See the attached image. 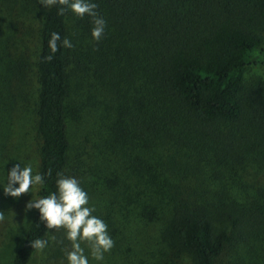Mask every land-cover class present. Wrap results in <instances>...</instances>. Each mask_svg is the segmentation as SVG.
<instances>
[{
    "label": "trees",
    "instance_id": "16d2710c",
    "mask_svg": "<svg viewBox=\"0 0 264 264\" xmlns=\"http://www.w3.org/2000/svg\"><path fill=\"white\" fill-rule=\"evenodd\" d=\"M91 2L106 20L101 40L92 38L95 77L107 96L94 139L83 125V90L69 100L73 69L82 71L86 53L75 59L61 45L44 60L53 32L71 40V10L61 16L53 5L43 15L35 60L38 199L56 192L59 172L98 197L92 215L107 226L123 230L127 220L118 221L114 207L128 211L141 238L155 241L171 264L184 255L189 264H264V79L244 80L246 67L262 63L264 0ZM79 24L90 33L92 17ZM48 231L36 209L3 264H33L38 250L30 242Z\"/></svg>",
    "mask_w": 264,
    "mask_h": 264
},
{
    "label": "rangeland",
    "instance_id": "374dc122",
    "mask_svg": "<svg viewBox=\"0 0 264 264\" xmlns=\"http://www.w3.org/2000/svg\"><path fill=\"white\" fill-rule=\"evenodd\" d=\"M46 8L41 5L40 0H0V211L5 216L4 221L0 222V264L9 262L21 245L36 211L35 208L26 209L25 205L29 200L39 197V185H34L31 192L18 198L6 195L3 185L7 183V174L14 164L20 163L21 168L31 165L33 174L38 173L39 138L35 130L34 113L38 87L35 60ZM79 21L80 17L71 11L67 24L74 47L70 52L76 56L75 59L81 56V51L85 52L87 60L81 72L73 69L69 100L71 102L73 98H77L80 90H83L88 110V114H84L83 125L85 127L89 124L93 133L90 137L94 139L96 124L99 122L98 109L103 113L100 108L106 103L107 96L99 86L97 76L95 77L96 48L91 32L86 34ZM262 33L264 35V29ZM261 62L245 68L246 82L256 78L264 79V53ZM70 133L75 140L80 134L77 127H72ZM215 183L218 184L219 181ZM95 198H89V207L97 205L98 197ZM114 211L118 221L122 220L121 214L127 220L126 226L123 230L117 224L108 226V234L114 241V247L104 254L103 261L95 260L88 245L81 242L89 264H171L169 255L161 253L155 241L149 240L146 244L144 238H141L136 218L133 219L122 208L119 210L114 207ZM111 228L115 231L112 232ZM44 239L48 241V245L43 251H37L33 264H69L66 252L71 250V242L67 239L66 230L49 229ZM178 261L175 264H189L186 255L181 256Z\"/></svg>",
    "mask_w": 264,
    "mask_h": 264
},
{
    "label": "clouds",
    "instance_id": "9594fccd",
    "mask_svg": "<svg viewBox=\"0 0 264 264\" xmlns=\"http://www.w3.org/2000/svg\"><path fill=\"white\" fill-rule=\"evenodd\" d=\"M41 5L50 7L59 5L58 15L63 16L71 10L76 16L83 18L85 15L92 17L93 27L91 36L93 40L100 41L104 35L106 20L100 16L96 9L98 5L91 0H40ZM58 41L60 44H58ZM73 48L74 45L67 38L61 41L59 33L53 32L48 41L51 54L44 57L50 62L60 46ZM51 175V169L47 173ZM56 192L39 199H32L25 205L26 209H38L40 220L48 229H65L67 239L71 242V250L66 252L69 264H89L88 257L84 254L81 242H85L92 257L103 261L104 254L114 247V241L108 234L107 224L100 218L92 215L94 207H89V197L80 182L74 178L57 173ZM44 175L33 174L31 165L21 168V164H14L7 174V183L3 185L6 195L18 198L22 194L31 192L34 185H42ZM18 185V186H14ZM4 212L0 211V222L4 221ZM31 247L43 251L48 241L36 239L30 242Z\"/></svg>",
    "mask_w": 264,
    "mask_h": 264
}]
</instances>
